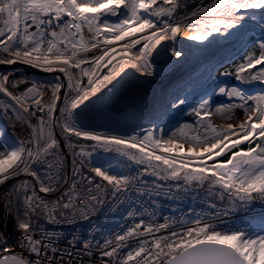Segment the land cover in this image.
Masks as SVG:
<instances>
[{
  "label": "snow or ice",
  "instance_id": "obj_1",
  "mask_svg": "<svg viewBox=\"0 0 264 264\" xmlns=\"http://www.w3.org/2000/svg\"><path fill=\"white\" fill-rule=\"evenodd\" d=\"M156 3L157 0H0V14L5 17L3 19L4 28L0 29V36H4L6 32L10 33V35H7V41H0V43L4 44V51L9 52L11 50L9 44L14 38H18L17 33L22 21L30 20L37 29H40L41 25H51L54 21H61L63 17H68L70 19L63 21L60 35L67 39L65 30H69L68 35L79 36V40H69V43L63 49L57 47V44L62 43V41L47 40V47L42 49L43 40L35 39L32 41L31 46L25 44L22 50L19 46L14 45L13 47H16V50L13 54L33 66L47 65V71H52L53 66L58 64L61 72L70 75L69 68H80L81 64L90 62L84 58L76 59L78 51L87 52L98 47L99 41L89 44L85 40L83 36L84 26H87L88 32L92 34L91 38L94 41L103 33H107L103 40L105 45H112L125 38L134 37L137 33L144 32L146 29H153L150 35L142 36L122 45L123 50L128 51L139 44L141 40H144L145 43L135 59L141 61L143 67L147 68L149 65L146 62V57L161 41L169 36L172 40H175L181 31L185 29L186 21L196 25L190 30L194 34L188 35L187 39L202 43L213 37L214 34L230 35V29L242 27L246 16L238 13L247 10H261V19L264 20V0H211L208 4L201 3L194 7L190 12H186L176 19L175 22H168L164 27L157 28L156 23L149 16L160 15L161 13L171 16L180 5L178 0H163V3L170 4L172 7L157 9L153 7ZM108 15L123 16V18L118 19L116 24H110L107 22ZM43 17H47V19ZM209 17L211 19H207ZM252 18L255 19V16ZM28 27L29 25L25 24V32H27ZM71 29H75V31L72 32ZM32 35L35 36L38 33ZM52 36L57 37V33L52 32ZM259 49V55L247 56V62L238 66V79L264 81V69L257 74L250 73L247 77L241 75L245 70L252 69L256 65H264V42L259 44ZM114 51L115 49L105 48L99 56L92 58L93 69H81L83 75L89 77L88 84L90 87L78 89L77 96L70 101L71 110L79 109L81 106L86 108L87 103L91 102L94 97L99 101L100 97L97 94L101 93L102 88L111 85L126 67L140 71L141 64L121 60L118 62L119 67L113 66L106 75L93 80L94 69L100 67L102 62H104V67L111 63ZM49 54L54 59L50 58ZM181 54L179 50L173 49L172 51L173 56H180ZM14 62L10 59L0 60V63ZM7 79V76H4L2 82H0V91L2 92H7V88L4 86ZM69 87H71V84ZM57 90H59V86H57ZM34 91V89H29L28 92L21 93L20 96H14L13 99L23 107L24 101L30 99V94ZM220 92L229 97H239L242 101L255 99L256 104L254 107L247 108L242 103L240 105L221 106L216 109L217 113H222L230 111L233 107L245 108L247 120L238 126L239 131H236L232 124H229L227 128L218 129L209 120L205 125L209 134L203 137L199 135L191 137V141L197 146L203 145V147L200 151H197L195 147H189L185 154L187 156L204 157L207 155L208 159H212L213 156H220L226 151L229 153L224 162L215 163L211 166L203 164L199 168L189 170L188 164L182 159L179 166H177V160L180 159L179 154L167 158L164 155H156L154 151H148L147 149L153 148L160 149L164 153H170L173 149H183L182 144L173 140L153 139L151 133L146 135L143 140L137 141L135 136L127 140L83 131L74 121L70 124L66 123L64 131L86 140L96 141L103 148L114 145L117 152H122L124 148L138 149L139 156L135 153L125 152L123 154L128 155L129 159L140 163L147 161L149 167L153 169H158L161 164L165 165L166 168L163 171L167 172L172 179L182 178L186 183L191 181L203 183L205 180H210L211 186L219 185L224 190L221 193V198L226 192L230 200L235 198L236 201L245 203L256 199L264 201V106H262L264 95L246 98L244 93L237 88L231 90L221 88ZM8 94L11 95V93ZM56 99H59V97H54L48 105L49 115L53 111ZM32 102L40 105L41 99H33ZM179 102L184 103L183 100ZM206 106L207 101H204L201 107L206 108ZM173 107H176V105L173 104ZM24 110L28 111L27 108ZM38 110L43 112L44 108L41 107ZM61 111L63 112L64 109ZM250 113L254 114V118ZM196 114L200 115L199 112ZM203 115L210 117L212 113L205 111ZM41 120L43 122V118ZM230 136H235L236 139H230ZM50 141L42 150H38L35 156L32 151H28L29 160L33 163L39 162L41 151L47 154L49 149L57 145L55 139L50 138ZM225 141H228V143H225ZM245 141L248 142L249 146L246 149H240L239 145ZM253 144L254 146H252ZM233 149L236 150L233 151ZM24 152L25 149L21 146L5 153L0 158V184L5 183L12 175L20 171L29 170V160L23 159ZM153 160L159 163L153 165L151 164ZM93 171L97 176L102 177L109 184L116 187L117 190L130 183L128 178L109 175L106 170L99 166L95 167ZM181 173H183V176H181ZM30 174L40 183V192L53 191L50 185L45 184L40 179L35 170H32ZM153 174L158 173L154 172ZM48 180L52 181V177H48ZM33 196L38 200L40 199L35 192H33ZM91 198L96 199L95 197ZM41 204L47 207L43 200H41ZM39 206L37 205V207ZM62 207L68 209L70 204H63ZM196 224V227H189L182 233L172 232L170 236L156 239L153 242L155 250H149L144 244H141L138 250L128 252L127 259L123 261V264H128L129 261L136 260L137 257H141L137 264H264V236L253 237L252 234L240 229L218 231L215 225L205 223L201 226L200 218H197ZM20 226L26 229L29 228L27 222ZM164 227L166 225H160V228ZM145 231L151 232L152 229L148 227ZM134 233L135 230H132L128 235ZM0 239H2V234H0ZM25 239L31 245V251L37 253L38 256L42 252H46L47 245L41 246V242L33 241L31 235L26 233ZM117 239L124 240L125 237L118 236ZM115 252L116 249L113 248L111 252H105L104 255L113 256ZM142 253L145 255L141 256ZM0 264H50V262L41 259L35 261L25 260L0 247Z\"/></svg>",
  "mask_w": 264,
  "mask_h": 264
},
{
  "label": "built area",
  "instance_id": "obj_2",
  "mask_svg": "<svg viewBox=\"0 0 264 264\" xmlns=\"http://www.w3.org/2000/svg\"><path fill=\"white\" fill-rule=\"evenodd\" d=\"M206 1L208 0H178L180 6L170 20L178 19L189 12L191 6L196 7ZM55 23L59 22L41 26L47 31L56 30L61 24L56 26ZM28 25L29 28L35 26L31 21H28ZM21 71L27 73L22 80L30 79L35 83L32 70L24 67ZM69 72L74 94L61 103L58 129L70 154V167L68 169L65 155L55 136L54 114L48 113V104L54 97H58L63 87L60 81H50L45 74H40L43 80L41 79L39 85H33L40 88L38 99H41L46 113L39 112L37 119V113L31 115L29 122L32 134L27 141L31 142V146L27 148L35 156L38 150L51 142L50 138L55 139L57 145L49 149L47 154L41 151V160L33 163L28 158L25 146L27 142H14L17 148L22 146L25 149L23 159L29 160L30 168L12 175L9 180L0 184V247L25 260L41 259L50 264H123L128 252L138 250L141 244L149 250H155L153 242L156 239L196 227L197 218H200L201 226L205 223L215 225L218 231L240 229L250 234L262 231L260 229L264 220V201L259 199L235 205L205 196L196 186L185 182L153 183L144 178L142 167L137 163L126 165L119 172L109 174L123 176L130 181L119 190L97 176L93 171L94 167L90 165L97 150L82 144L75 145L70 133L64 131L63 117L68 116L69 124L73 122L70 101L78 94L76 86L79 84L73 78L72 71ZM16 80L18 79L14 78V82L9 84L7 92L0 93V110L3 104L11 102L13 94L19 92ZM84 80L85 75L81 78L82 89L88 88ZM52 88L55 90L50 91ZM66 89L67 86L65 91ZM37 128L41 132L40 137ZM32 170L53 191L40 192V183L30 174ZM48 177H52V181ZM33 192L39 200L33 196ZM41 200L47 207L41 204ZM63 204H70V207L64 209ZM25 222L29 224L27 229L20 226ZM160 225L166 227L160 228ZM148 227H151V232L145 231ZM132 230L135 233L128 235ZM26 233L32 236L33 241H40L41 246L47 245L46 252H42L40 256L32 252L31 245L25 239ZM118 236H124L125 239L118 240ZM113 248L116 249L113 256L104 255ZM139 260L141 257L129 261L128 264H137Z\"/></svg>",
  "mask_w": 264,
  "mask_h": 264
},
{
  "label": "rangeland",
  "instance_id": "obj_3",
  "mask_svg": "<svg viewBox=\"0 0 264 264\" xmlns=\"http://www.w3.org/2000/svg\"><path fill=\"white\" fill-rule=\"evenodd\" d=\"M210 2H211V0H208L204 4H208ZM158 5H163L165 8H169L170 6H172L170 4L163 3V0H157L156 5H154L153 7L156 8ZM194 7L195 6H191L189 8V12ZM260 16H261V14H260ZM154 17H155V15L149 16V18L154 23H156ZM173 17L174 16H172V15L169 16L168 14H164L162 16V18L160 19V23L169 22L170 19ZM43 18L45 19L46 17H43ZM122 18H123V16L118 17V16H114V15H108L107 16V22L110 24H116L118 22V19H122ZM68 19H70V18L63 17L61 21H57L59 23H55V25L57 26L58 24H61V26H58V28L56 30L51 29V30L47 31L46 29L43 28V26H40V29L35 28L33 30H30V28L28 27L27 32L24 31V27H25V24L28 25V21H22L21 24L19 25V31L17 33L18 38H14L13 41L9 44V48L11 49L10 52L14 53V51L16 50V47H13L14 45L19 46V48L22 50L23 46L25 44H28L29 46H31L32 41L35 39L43 40V43L41 44L42 49L46 48L45 45L47 44V40L62 41V43L57 44V47H59L61 49H63L64 46L69 43V40H79V36L73 37V36L68 35L69 30H65V35L68 37L67 39H65L64 36L60 35L61 28L63 25V21L68 20ZM207 19H211V18L209 17ZM260 19H261V17H260ZM261 24L262 25L248 24V25L243 26L240 29L241 35L238 37V40H236V42L233 43L231 46L228 45L225 50L223 49L216 57H214L212 60H210V62L212 64L211 70L201 72L200 70L196 69L192 73V75H190V77H194V78L188 77L189 75H187V74L182 76L181 79L178 80L179 82L177 81L176 85H174L175 87L173 88V89L176 88L177 93H178V95H177L178 98H176V100L172 102L171 108L169 110L170 113L168 112V115L163 114L160 117V120L156 121L157 123H154L152 126L146 127V128L134 129L133 131H127L124 133L120 132V131H111L109 129L107 130V128L106 129L97 128L95 130H89L88 126L93 124V121L91 122L88 118L91 117L93 112L96 113V110H97L96 105H98L97 104L98 101L95 97L92 98L91 102L87 103L86 108L81 106V108H79V109L71 110L72 120L75 122V124L79 128H81L84 131L95 132L97 134H103V135H107V136H114V137L121 138V139L130 140L133 136H135V137L139 136L138 138H140V140H143V138L146 135L151 133L153 139H160L162 141L173 140L176 143L182 144L183 149H173V151L170 153H164L160 149H153V148H149L147 150L148 151H154L156 155H164L167 158H171L172 156L180 153L179 154L180 159L177 160V166H179L181 159H182L185 163L188 164L189 170L199 168V167L203 166V164H207V165L211 166L215 163L224 162L229 155V153L227 151L220 156H213L212 159H208L207 155H205L204 157H191V156H187L185 154L187 153V150L189 147H195L197 151L201 150V147H203V145L197 146L193 141H191V137L197 136V135L203 137V136L209 134L205 128V125L209 120H210L211 124L213 126L217 127L218 129L227 128L229 124H233V128L235 125L234 129L235 130L237 129L236 131H239L238 126L247 120V116L245 115V108L233 107L230 111L217 113L216 109L218 107L227 106V105H240L242 103L245 104L246 108L251 107V106L252 107L255 106V103H256L255 99L254 100L253 99H246V101H242L239 97H235V96L229 97L228 95L220 92L221 88H224L226 90H231L232 88L240 89L244 93L246 98L247 97L255 98V97H258L260 95H264V83L262 85H257V83H259V80H250L249 79L247 81H244V80L237 78L238 66L247 62L246 57L249 55H259V52H260L259 44L261 42H264V27H263L264 20H262V19H261ZM188 26L189 27L187 29V32L189 34H194V33H191L190 30L195 27V24L191 25L190 23H188ZM3 28L4 27L1 25V29H3ZM71 31L74 32L75 29H71ZM52 32H56L57 37L54 38L52 36ZM33 33H38V35L33 36L32 35ZM7 34L10 35V33H7ZM106 35H107V33H103L101 36L97 37L95 41L92 40L91 37L87 36L89 38L88 39L89 44L95 43L97 41L103 43V40H104ZM215 38L216 37L214 36L211 39L210 43L205 48H203V50L205 49L204 50L205 52L203 51L204 53H207L212 49L211 47L216 41ZM131 40H134V39H130L128 37L122 41L116 42L117 46L112 48V49H115V51L112 54L113 58L111 59V63H108L107 66L104 67L103 66L104 62H102L100 67L95 68L94 69L95 75L92 76L93 80L100 78L103 75H106L109 72V70H111L113 68V66L119 67L118 62L121 60H126L129 63L141 64V61L136 60L135 57L139 54V50L143 47L145 41L141 40V42L139 44H137L135 47L131 48L128 51H124L122 48V45H124L126 43H130ZM4 41H6V40H4ZM172 43H174V42H171V44H170L172 47L171 46L168 47V53H172L173 49H176L179 51L182 50L181 51L182 54L180 56H174V57L172 55L171 59H166L163 55L159 58L160 60L164 59L163 62H160V63L152 62L153 66L156 67L158 65L157 68H159V70H161V71H162V68H165V66L168 65V61L171 63L173 61V58H176V60L178 58L182 59L186 54L189 53V51H186L183 48V46L181 47L182 49H179L177 47L174 48ZM2 46H4L3 43H2ZM49 56H50V58L54 59V57H52L51 54H49ZM169 56H171V55H169ZM186 59H184V61ZM14 61H15L14 63H2V64H0V82H2V77L7 76V78H8L7 82L4 83L5 88H7L9 86V84L14 82V78L17 77L16 75H18V80H16L15 82H16V84H18L17 91L19 90V92H17V94H13V96H11L10 101L15 104V107L17 108V110L25 118L27 117V119H29L28 121L31 120V115L33 113H34L33 115H35L37 113V115L35 116V119H37V117L40 116L39 112H41V111H39L38 109L41 108L42 105L41 104L36 105L32 102L33 99L39 98L40 88L37 86H34L33 84L38 83V85H39L41 79L43 80V78L40 74L34 73L32 71V74L36 79V80H33V81H35V83H32L30 79H28V81L22 80L21 78L27 75V73H24L21 71L24 67L30 69V71L34 68V69H40V70L47 72L48 75L45 74V77H49L50 78L49 80L53 81V82L60 81L62 87L64 84V78H65L67 89L64 93H62L61 92L62 88H61L59 95H58L59 99L55 100L54 108L52 111V113L54 115H55V111H56L60 101L63 104L71 94H74L73 84H72V80L70 77L71 74L65 75L64 72H61L59 70L60 65H58V64L54 65L52 71H47L46 70V68L48 67L47 65L33 66L31 64L25 63L23 61V59H20V58L15 59ZM179 64L181 65L182 63L179 62V63L175 64L173 67L166 69L162 73L155 72L152 74L150 72H148V74H147V70H150V68H143L142 64H141L142 69L140 68V71H137L136 69H133L131 67H126L124 69V71L121 72V75L124 72L131 71V72H136V74L139 75L140 78L134 77V76L129 77V79L126 83L127 85L125 84L119 88V89H122V90L118 91L120 93V95H117V97H113V100H111V102L109 103V106H106L105 111H102V112H106V113L108 112V113H111L113 115L119 113V111L117 110L118 108L116 107L117 102H120V101H118L119 96H123L125 94V92L129 89V88H127L129 85H131L132 87L134 86V87H138L140 89L151 91L154 94H158L160 91H165L167 89V87H165V88L163 87V89L157 90L155 86H151V85L146 84L143 79L148 78V79L154 81L155 83H159L161 81H164L167 78L172 76L171 73H173L176 70V68L179 67ZM93 68H94V65L91 62L86 63L84 65V69H90L91 70ZM145 69H146V71H145ZM262 69H264V65H256L252 69L245 70V72L242 73L241 75L247 77V76H249L250 73L251 74H257ZM14 70L17 72L12 73V71H14ZM69 70H70V68H69ZM117 78L113 81V83H115ZM88 79H89V77L85 76L84 83H85V85H88V87H90V85L88 84ZM80 82H82L81 79H80ZM70 84H71V87H69ZM111 85H107L105 88H102L101 93H98L97 95L100 98H102L105 95V93L108 92V89L111 87ZM81 86H83V85L81 84ZM29 89H34L35 91H34V93L30 94L31 98L24 101V106L21 107V105L18 104L17 101L15 99H13V97L14 96H20L21 93L28 92ZM54 90H55V88H54ZM54 90L52 88L50 91H54ZM130 90H132V89H130ZM135 91L140 93L138 90H135ZM172 91H174V90H172ZM172 91H170V92H172ZM0 93L4 94L5 92L0 91ZM164 100H165V98L163 99V101ZM180 100H183L184 103L181 104L179 102ZM204 101H207L206 108L201 107V105L204 103ZM173 104H175L176 107H173ZM262 106H264V104H262ZM25 108H27L28 111H25L24 110ZM43 108L45 110V107H43ZM205 111L211 112L212 115L210 117H205L203 115V113ZM197 112H199L200 115H197L196 114ZM45 113L46 112L43 111V114H45ZM250 114H252V113H250ZM252 115L254 118V114H252ZM64 117H63V119L65 121V124L69 123V120H67L68 116L67 117L64 116ZM228 117H231V118L229 119ZM53 120H54V117H53ZM123 122H127V120L125 118H121L120 121H117L114 123H118V125L121 126ZM53 125H54V123H53ZM157 127H159V128H157ZM241 135H242V133H241ZM38 136L39 137L41 136V132L39 131V129H38ZM74 137H76V139H78V141H80L81 143L88 142L89 144H92L96 147L97 154H96V156H94L91 159L90 165H92L94 168L99 166L103 170H106L108 172V174L119 172L124 166L137 163L139 165L142 164L141 166L144 167V171H146V173L149 176L155 178L156 181H160V182H163V181H165V182H185L182 178L181 179H172L170 176H168L167 172L163 171V169L166 168V166L163 164H161L158 169H153L151 167L148 168L149 162L145 161L144 163L140 164V162L131 160V159H129L128 155L123 154L125 152L129 153V154L135 153L137 156H139L140 153L138 152V149L124 148L122 152H117L115 150L114 145L109 146L108 148H103L96 141H91V140L86 141V139H84L82 137H77V136H74ZM230 139H236V137L230 136ZM137 141H139V140L137 139ZM12 143H13L12 145H14L12 147L17 148L14 141H12ZM225 143H228V141H225ZM248 146H249L248 142L245 141L244 143L239 145V148L240 149H246ZM252 146H254V144ZM13 148H12V150H13ZM235 150L236 149H233V151H235ZM157 163H159V162L154 161V160L151 161V164H153V165H155ZM154 172H156L158 174H153ZM209 175H210V173H209ZM181 176H183V173H181ZM187 184L196 186L199 189V191L205 196L215 198L217 200L227 202L230 204H235V205H241L242 204V202L236 201L235 198L230 200L226 192L223 194V198H221V193L224 192V190L221 189L219 187V185L211 186L210 180H205L203 183H200L198 181H191V182H188ZM261 227H262V229H260V230H262V231L253 232L252 233L253 237L264 236V220L262 222Z\"/></svg>",
  "mask_w": 264,
  "mask_h": 264
},
{
  "label": "bare ground",
  "instance_id": "obj_4",
  "mask_svg": "<svg viewBox=\"0 0 264 264\" xmlns=\"http://www.w3.org/2000/svg\"><path fill=\"white\" fill-rule=\"evenodd\" d=\"M163 5H158L156 8L157 9H169V8L172 7L171 6L169 8H165ZM164 14H166V13H161L160 15H155L154 18H155V21H156L157 28H162V27L165 26L166 23H168V22H162V23H160V19L162 18V16ZM238 14H243V15L246 16V20L244 21L243 26L248 25V24L262 25L261 24V19H260V17H261L260 16L261 10H247L246 12L238 13ZM253 16H255V19L252 18ZM4 18L5 17H3L2 14H0V22H1V25L3 27H4V25H3V19ZM175 21H176V19H172L169 22H175ZM185 25H186L185 29L181 31V33L176 37L175 40H172L170 38V36L168 38H166L165 40H163V41L168 42V46H171L170 45L171 42H174V43H172L173 46H174V48L177 47L179 49H182L181 48L182 47V42L187 43L189 45L190 49L187 50V49H185L183 47L186 51H189V53L186 54L183 57L185 59L187 58L185 61H184V59H179L178 58L176 60V58H173V61L171 63H168V65H166L165 68H162V71H161V70H159V68H157L158 65L156 67L153 66L152 61L150 60V55H148L146 57V62L149 65V67H147V68H150V70H147V74H148V72H150L151 74L152 73H155V72L162 73L166 69H168L170 67H173L175 64H177L179 62L182 63L181 65L179 64V67L176 68V70L174 72L172 71L173 72V73H171L172 76L169 77V78H167L164 81H161L159 83H155L154 81H152V80H150L148 78L147 79L146 78L143 79L146 84L151 85V86H155L157 90H161V89H163V87L165 88V87L170 86L172 84V82H174L176 79L178 81L182 76H184L186 74L189 75L188 77H190V75H192V73L196 69L200 70L201 72H205V71L211 70L212 64H211L210 60H212L214 57H216L223 49L225 50L228 45L231 46L233 43H235L236 40H238V37L241 35L240 34V29L243 27L242 26V27H237L235 29H230L229 30V32L231 33L230 35H215L214 34V36L216 37L215 38L216 41L212 45V47H211L212 49L209 52L204 53L205 52L204 51L205 49L203 50V48H205L210 43L211 39L214 36L213 37H210L207 41H204L202 43L199 42V41L188 40L187 37L190 34L187 32V29L189 27L187 21L185 22ZM195 27H196V25H195ZM263 27H264V24H263ZM5 31H6V29H5ZM152 31H153V29H146L144 32L137 33L136 36L129 37V38L130 39H138V38H140L142 36H148V35H150L152 33ZM7 35L8 34L6 32V34L4 36H2L3 38L0 39V41H4V40L7 41ZM83 36H84V38H85L86 41H88V39H89L87 36H89V37L92 36V34L88 32L87 26H84ZM88 43H89V41H88ZM116 44L117 43H114L112 45H105L104 43L99 42L97 48H93V49H91L90 51H87V52H85V51H78V55H77L76 59L84 58V59H86L88 61L89 60H92V58L94 56H99L102 53V50H104L105 48H114L115 46H117ZM3 47L4 46H2V43H0V60H4V59H10V60H12L13 59V61H14L15 59H18L19 58V57H16L10 51L9 52H5ZM169 55H171V57H172V53H169ZM85 64L86 63L81 64L80 68H74V67L73 68H70V71H72L73 78L76 80V82H79V84L76 86L77 91H78V89H82V86H81L82 83L80 82V79L82 78V76H83L82 74L83 73L81 72V69H84V65ZM145 71H146V69H145ZM16 76L17 77H15V78L18 79V75H16ZM131 76L140 78L139 75L136 74V72H131V71L124 72L122 75H120L117 78V80L115 81V83H113L111 85V87L108 89V92L105 93V95L102 98H100L99 101L97 100L98 101L97 102L98 105H96L97 106V108H96L97 109L96 110V113L97 114H99V113L101 115H104V113H105V115H109L110 114L108 112L106 114V112H102V111H105L106 106H109V103L111 102V100H113V97H117V95H120V93L118 91H120L122 89H119V88L122 87L123 85H125L127 83L128 79H129V77H131ZM190 78H194V77H190ZM165 83H167V84L165 85ZM263 83H264V81H260L259 80V83H257V85H262ZM127 88H129V89L130 88H133L132 90H138L140 92L141 98L143 100H145L146 102H148V101L153 102V100H154L155 97L161 99V96H162L161 94H165L164 95L165 100L164 101L163 100L161 101V102H163L161 106H163V108H164L163 109V111H164L163 113L165 115H168V112H169V110L171 108L172 102L175 101L176 98H178L177 97L178 93H177L176 88L172 92H169V90L167 89L164 92L163 91H160L158 94H154L151 91H147V90H144V89H140L138 87H134V86L132 87L131 85H129ZM119 101L122 104L123 97L121 98V96H119ZM124 103H125V101H124ZM121 104L119 103L116 106L118 108L117 110L119 111V113L121 112V109H122V106H123ZM119 113H117L115 115L119 116ZM28 120L29 119H27V117L25 118L17 110V108L15 107V104L13 102H7V103L3 104V107L0 110V145H1L0 158L5 153L10 152L12 150V148H13L12 146H14V145H12L13 144L12 141H14V142H20V141H22L24 143V142H27L29 140V138H30L29 136L32 134V131H31V127H30V122ZM157 128H159V127H157ZM234 128H235V125H234ZM138 137H136V138L138 140H140V138H138ZM25 146H26V148L28 146H31V142H27ZM13 149H15V148H13ZM28 151H29V149L27 148V153H28Z\"/></svg>",
  "mask_w": 264,
  "mask_h": 264
},
{
  "label": "water",
  "instance_id": "obj_5",
  "mask_svg": "<svg viewBox=\"0 0 264 264\" xmlns=\"http://www.w3.org/2000/svg\"><path fill=\"white\" fill-rule=\"evenodd\" d=\"M35 28L36 26H32L30 30H33ZM182 46L187 50L190 49L189 45L185 42H182ZM168 47H169L168 42L162 41L155 49L152 50L150 54V60L154 63L163 62L164 59L162 60L159 59L163 55L166 59H170L171 56L169 57ZM182 59H185V58H182ZM168 63L170 62L168 61ZM32 71L37 74H47V72L40 70V69L33 68ZM176 82H177V79L174 82H172L170 86L167 87L169 92L172 90H175L173 88L175 87L174 85L176 84ZM166 84L167 83H165V85ZM65 88H66V80L64 78L62 93L65 92ZM130 89H133V88H130ZM130 89H128L125 92V94L121 96V98L123 97L122 104L121 102L116 101L117 104L120 103L121 105H123L121 112L119 113V116L113 115L111 113L109 115H105V113L104 115H101L100 113L97 114L94 112L92 113L91 117L88 118L91 122L93 121V124L89 125L88 129L95 130L97 128H102V129L107 128V130L109 129L111 131H120L124 133L127 131H133L134 129L150 127L154 123H157L156 121H159L160 117L164 114L163 113L164 108L163 106H161L163 102L161 101L163 100L165 94H161L162 95L161 99L157 98V99H154L153 102H150V101L146 102L145 100L141 98L140 93L136 92L135 90H130ZM60 106H61V101L55 111L53 123H54V128H55V136L58 139L59 144L62 148V151L65 155V158L68 164V169H69L70 154L68 152L65 139L58 129V115H59ZM121 118H125L127 122H123L121 126L118 125V123H114V122L120 121ZM0 149H1V145H0Z\"/></svg>",
  "mask_w": 264,
  "mask_h": 264
},
{
  "label": "trees",
  "instance_id": "obj_6",
  "mask_svg": "<svg viewBox=\"0 0 264 264\" xmlns=\"http://www.w3.org/2000/svg\"><path fill=\"white\" fill-rule=\"evenodd\" d=\"M75 136V135H74ZM72 134H71V139H72V141H73V143L75 144V145H80V144H82V145H85V146H87V147H89V148H95L96 149V147L94 146V145H92V144H89L88 142H86V143H81L80 141H78V139H76V137H74ZM87 141V140H86ZM97 150V149H96ZM141 164V163H140ZM130 165H132V164H130ZM142 165V164H141ZM140 165V166H141ZM145 166V165H144ZM142 167V170H143V175H144V178L146 179V180H148V181H150V182H153V183H168V182H165V181H163V182H160V181H156L155 180V178H153V177H151V176H149L147 173H146V171H144V167L143 166H141ZM148 168H149V166H148ZM187 184V183H186ZM188 185H190V184H188ZM193 186V185H192Z\"/></svg>",
  "mask_w": 264,
  "mask_h": 264
}]
</instances>
